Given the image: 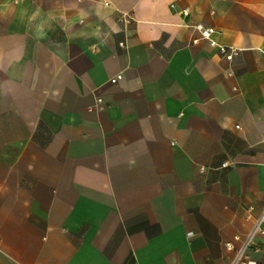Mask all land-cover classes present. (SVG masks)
<instances>
[{
	"label": "crops",
	"instance_id": "obj_1",
	"mask_svg": "<svg viewBox=\"0 0 264 264\" xmlns=\"http://www.w3.org/2000/svg\"><path fill=\"white\" fill-rule=\"evenodd\" d=\"M263 208L264 0H0V264H230Z\"/></svg>",
	"mask_w": 264,
	"mask_h": 264
},
{
	"label": "built area",
	"instance_id": "obj_2",
	"mask_svg": "<svg viewBox=\"0 0 264 264\" xmlns=\"http://www.w3.org/2000/svg\"><path fill=\"white\" fill-rule=\"evenodd\" d=\"M184 15L189 14V9H184ZM196 29L202 34L203 38L208 39L212 45H217L213 40V34L215 29L212 27H205L204 25H197ZM125 46V44H122ZM239 49L236 47L219 45V52L226 58L227 61H232L239 53ZM123 78L122 74L117 75L111 81L116 83ZM252 210V209H251ZM264 237V208L261 214L256 217L253 227L243 237L236 235L234 240L226 243V248L232 253V259L230 264H257V261L253 259V255L262 251L261 247L257 244L258 237Z\"/></svg>",
	"mask_w": 264,
	"mask_h": 264
}]
</instances>
